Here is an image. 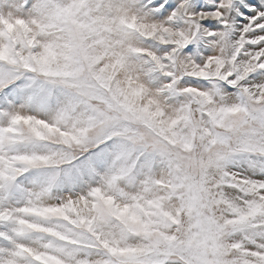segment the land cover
<instances>
[{"label":"rangeland","instance_id":"rangeland-1","mask_svg":"<svg viewBox=\"0 0 264 264\" xmlns=\"http://www.w3.org/2000/svg\"><path fill=\"white\" fill-rule=\"evenodd\" d=\"M50 3L62 11L59 18L41 24L26 15L23 22L4 25L13 34L10 46L16 59L31 57L27 68L42 60L48 72L29 71L22 65L25 79L6 90L11 100L0 95V162L10 164L18 156L44 158L28 165L15 161L16 198L9 205L15 214L11 222L0 219V242L5 233L18 232V221L34 223L32 212L16 211L20 208L57 207L71 200L79 216L92 219L91 198L78 201L91 189L101 188L114 207L129 208L127 224L137 229L122 234L114 217L96 226L93 235L107 240L116 264H198L206 254L211 259L217 242H227L215 224L223 223L220 218L230 212L227 204L240 194L225 187L221 195L215 183L218 169L210 162L217 153L232 151L242 137L261 139L249 124L234 128L220 115L222 107L240 103L239 90L220 85L222 97L200 103L195 90L183 89L212 91L213 85L185 77L176 95H161L166 81L149 69L164 48L141 33L146 25L165 22V15L142 17L132 0ZM130 3L131 10L125 7ZM233 19L234 27L242 23L235 14ZM176 23L178 30H190L184 20ZM234 39L235 34L229 35V41ZM8 43L0 40V52ZM191 47L193 52L186 55L198 63L215 51L206 41ZM12 71L0 64V80L8 79ZM249 80L255 83L264 75L254 73ZM225 168L240 176L264 178L262 157L240 155ZM46 172L59 175L47 180ZM107 179L113 180V191ZM65 214L76 219V214ZM31 234L29 230L27 235ZM14 248L43 264V250L32 239H19ZM37 250L41 257L33 255ZM90 259L100 257L93 251Z\"/></svg>","mask_w":264,"mask_h":264},{"label":"snow or ice","instance_id":"snow-or-ice-1","mask_svg":"<svg viewBox=\"0 0 264 264\" xmlns=\"http://www.w3.org/2000/svg\"><path fill=\"white\" fill-rule=\"evenodd\" d=\"M132 3L139 5L143 11L142 17H150L157 13L166 16L165 22L146 25L141 33L150 36L156 45L164 48L163 54L153 57L149 69L150 72L161 75L166 81L159 89L161 95H176L179 82L185 77L208 81L213 85L212 91L192 87L183 89L185 93L195 90L200 97L198 101L200 103L206 98L215 100L222 97L218 87L220 85L237 88L240 103L220 109V115L225 117L224 123L234 128L249 124L259 133L264 131V80L255 83L249 80L251 74L264 75V0H165L164 3L160 0H147V3L145 0H132ZM132 3L125 7L131 10ZM233 14L242 21L238 27H234ZM26 15L42 24L46 19L59 18L62 11L51 4L50 0H0V40L9 42L3 49L4 57L0 59V64L13 70L8 79L0 80V95L7 100L11 98L6 90L25 79L20 71L21 66L24 65L27 70L30 68H27L29 61L17 60L12 54L10 45L13 34L8 33L4 25L15 20L23 22ZM179 20L187 22L190 30L187 32L178 30L176 22ZM217 25L219 31L211 30ZM233 34L235 39L229 41V35ZM200 41H206L215 51L212 55L203 57L198 63L186 54L192 53L191 46ZM28 84L31 86L30 82ZM156 99L159 100L160 97ZM229 113H237L238 116L232 117L228 115ZM15 122L16 119L13 118L11 123ZM251 141L252 139L242 137L241 142L232 151L217 153L210 162L218 169L215 183L221 190V195L225 187L236 189L240 194L237 201L243 207L236 206L235 210H230L223 221L224 227L219 234L226 237L227 242L219 240L211 252V259H208L206 254L198 264H264V178L240 176L225 168L230 160L240 155L264 158V149H260L259 145H253ZM16 158L14 157L10 164L0 162V219L7 222H11V217L15 214L9 209V205L10 201L16 198V181L13 179L19 170L16 168L15 161H18ZM36 160L33 157L32 163ZM106 185L110 191L114 190L112 179H107ZM40 195L42 193L37 194L36 198L38 199ZM89 197L94 213L92 219L79 216L71 200L63 204L65 208L71 209L70 213L76 214V220L87 225L85 238L60 232V235L66 238L56 240L55 237L38 234L34 229L31 230V236H28L29 229L24 221L20 220L18 232L5 233L3 241L0 242V264H39V260H33L14 248L15 242L23 238L32 239L38 245V249L43 250V255L39 250L33 252V255L37 257L42 255V259L49 257V264L53 261L55 264H116L111 258L107 240L101 241L100 237L93 234L97 230L96 226L111 222L113 217L120 221L123 234L126 230L123 226L127 223V217L116 218L112 211L115 208L113 203H106L112 198L110 195L106 196L101 188L91 189L88 197H81L78 203H86ZM231 203L229 202L227 207ZM28 204H32V194H28ZM23 209L31 208L24 207L16 211L25 214L29 212ZM236 234H239V238H236ZM54 241L58 247H54ZM93 251L100 259L95 261L90 259ZM21 256L23 259L18 260L17 258ZM120 264L128 262L120 261Z\"/></svg>","mask_w":264,"mask_h":264},{"label":"clouds","instance_id":"clouds-1","mask_svg":"<svg viewBox=\"0 0 264 264\" xmlns=\"http://www.w3.org/2000/svg\"><path fill=\"white\" fill-rule=\"evenodd\" d=\"M4 53L0 52V59H3ZM29 61L32 59L31 57L28 58ZM29 71H39L43 73L48 72L47 65L42 60H37L36 65L29 69ZM36 123H41L40 121H36ZM43 127L47 128V125H42ZM49 131H54V129H49ZM261 139L260 141L252 140L251 143L253 145H259L260 149H264V131L260 133ZM29 143L31 141L29 140ZM21 164H31L33 157L29 156H18L16 158ZM35 159H44V158H37ZM47 180H56L59 173L56 172H46ZM106 203L112 204L113 201L111 199L107 200ZM243 207L239 205V202L236 199L232 200V203L229 205L228 210H235V207ZM23 211H31L35 220L34 223L27 224L26 227L29 230H35L38 234H43L46 236L55 237L56 240H64L66 237L61 236L60 232H66L72 235H75L79 238H85L87 236V225L83 221H78L76 219H69V217L65 213H70V208H65L63 204L60 207H40V208H31V209H23ZM116 218L119 219L121 217H127L129 215V208L125 206L124 208L115 207L113 210ZM221 211H225L222 209ZM52 217H57L55 221L52 220ZM134 218V217H133ZM220 219H223L221 217ZM91 221H89L90 223ZM46 225V226H41ZM215 227L218 231H221L224 227L223 223L216 222ZM125 229L130 232H136L137 229L133 228L132 226L125 223ZM54 247H58L59 245L53 242ZM177 247H181V245H177ZM49 257L43 258V264H49ZM55 264V261L52 262Z\"/></svg>","mask_w":264,"mask_h":264}]
</instances>
